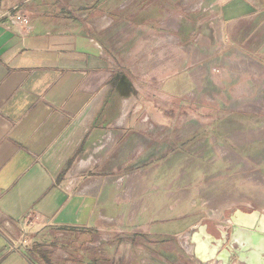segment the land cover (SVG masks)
Returning <instances> with one entry per match:
<instances>
[{"label": "crops", "instance_id": "0c3cea01", "mask_svg": "<svg viewBox=\"0 0 264 264\" xmlns=\"http://www.w3.org/2000/svg\"><path fill=\"white\" fill-rule=\"evenodd\" d=\"M159 4L0 0V264H221L202 263L191 242L200 225L217 231L218 219L197 225L168 203L154 209L165 177L138 158L147 131L130 118L148 87L129 72L153 54L181 68L173 28L144 15ZM211 7L212 36L264 66V4ZM162 44L170 47L153 52Z\"/></svg>", "mask_w": 264, "mask_h": 264}, {"label": "rangeland", "instance_id": "374dc122", "mask_svg": "<svg viewBox=\"0 0 264 264\" xmlns=\"http://www.w3.org/2000/svg\"><path fill=\"white\" fill-rule=\"evenodd\" d=\"M159 2L143 7L144 15L160 14L155 26L173 28L181 68L166 67L170 59L156 64L153 54L143 58L141 70L129 72L148 87L145 101L136 105L135 119L130 118L132 127L147 131L138 158H149L148 171L165 177L156 183L154 209L168 203L174 218L218 219L219 238L227 240L240 234L232 228L237 210L264 216V66L224 49L212 36L207 18L212 0ZM134 7L123 13L115 9L114 14L137 12ZM169 47L162 44L153 52ZM211 233L218 236L216 229ZM244 240L225 245L239 250ZM242 254L241 261H248Z\"/></svg>", "mask_w": 264, "mask_h": 264}, {"label": "water", "instance_id": "95a60500", "mask_svg": "<svg viewBox=\"0 0 264 264\" xmlns=\"http://www.w3.org/2000/svg\"><path fill=\"white\" fill-rule=\"evenodd\" d=\"M236 216L232 217L233 227L240 234L232 235L227 240L219 238V230L217 229L218 236L206 230V224L200 225L197 231L193 233L191 242L194 245V256L202 263L216 260L222 264H232L238 250L231 249L229 245H225L226 241L229 244L233 242L239 244V238H244V246L242 248V256H249V260L244 259L246 264H263L264 258V216H260L257 211L252 213H242L239 210L235 212ZM225 248L221 251V248Z\"/></svg>", "mask_w": 264, "mask_h": 264}, {"label": "flooded vegetation", "instance_id": "af4514ba", "mask_svg": "<svg viewBox=\"0 0 264 264\" xmlns=\"http://www.w3.org/2000/svg\"><path fill=\"white\" fill-rule=\"evenodd\" d=\"M207 230H211L210 226L207 224ZM243 253V250L242 249H239L238 250V253L235 255V259H237L241 264H245L243 261H241L242 259L241 258V254Z\"/></svg>", "mask_w": 264, "mask_h": 264}, {"label": "built area", "instance_id": "2783aa9c", "mask_svg": "<svg viewBox=\"0 0 264 264\" xmlns=\"http://www.w3.org/2000/svg\"><path fill=\"white\" fill-rule=\"evenodd\" d=\"M22 21H23L24 23H28V20H27L26 18H23Z\"/></svg>", "mask_w": 264, "mask_h": 264}]
</instances>
